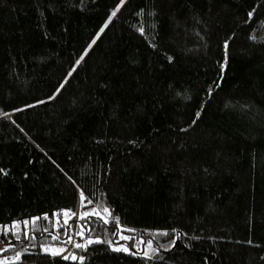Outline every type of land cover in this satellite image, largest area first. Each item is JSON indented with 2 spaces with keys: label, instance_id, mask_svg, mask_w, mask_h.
<instances>
[{
  "label": "trees",
  "instance_id": "obj_1",
  "mask_svg": "<svg viewBox=\"0 0 264 264\" xmlns=\"http://www.w3.org/2000/svg\"><path fill=\"white\" fill-rule=\"evenodd\" d=\"M0 243L264 264V0H0Z\"/></svg>",
  "mask_w": 264,
  "mask_h": 264
},
{
  "label": "rangeland",
  "instance_id": "obj_2",
  "mask_svg": "<svg viewBox=\"0 0 264 264\" xmlns=\"http://www.w3.org/2000/svg\"><path fill=\"white\" fill-rule=\"evenodd\" d=\"M83 211H80V209L78 208L77 211L75 212V218H74V222L77 223V218L82 215ZM79 214V216H78ZM97 214V213H96ZM6 248V245H4L3 243H0V263L3 262H9L12 260H15L17 258H20L19 255H17V257L15 256H8V255H4L1 254L3 252V250ZM45 249H48L49 251H45ZM65 244H59V245H51V244H46L44 246H42L41 250L44 253H49V254H54V251L56 254H64L65 253ZM71 257H73V255H71Z\"/></svg>",
  "mask_w": 264,
  "mask_h": 264
},
{
  "label": "snow or ice",
  "instance_id": "obj_3",
  "mask_svg": "<svg viewBox=\"0 0 264 264\" xmlns=\"http://www.w3.org/2000/svg\"><path fill=\"white\" fill-rule=\"evenodd\" d=\"M112 15L114 16V15H115V12H113ZM73 70H74V69H73ZM104 211L107 212L108 210L105 209ZM64 215L67 216L68 213H65ZM84 215L87 216V215H89V213H85ZM81 218H83V217H81ZM65 223H67V221H65ZM81 234H82V233H81ZM163 235H167V233H163ZM122 238L127 239L126 237H122ZM92 242H93V241H91V240L88 241V243H92ZM96 242H100V241H96ZM149 246H151V245H150V242H149ZM76 247L79 248V247H84V246H83V245H80V244H77ZM115 250H116V251H121V250H123V251H128L127 248H117V249H115ZM45 251H49V250H48V249H45ZM54 254H56L55 251H54ZM71 258H72V259H77V257H75V256H73V257H71ZM64 259H68V257H64ZM81 259H82V258H81Z\"/></svg>",
  "mask_w": 264,
  "mask_h": 264
},
{
  "label": "built area",
  "instance_id": "obj_4",
  "mask_svg": "<svg viewBox=\"0 0 264 264\" xmlns=\"http://www.w3.org/2000/svg\"><path fill=\"white\" fill-rule=\"evenodd\" d=\"M76 223V222H75Z\"/></svg>",
  "mask_w": 264,
  "mask_h": 264
}]
</instances>
